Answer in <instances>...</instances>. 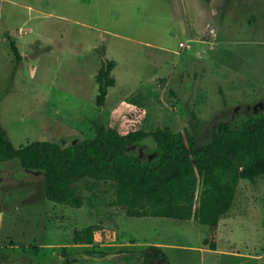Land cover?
Instances as JSON below:
<instances>
[{
	"label": "rangeland",
	"instance_id": "rangeland-1",
	"mask_svg": "<svg viewBox=\"0 0 264 264\" xmlns=\"http://www.w3.org/2000/svg\"><path fill=\"white\" fill-rule=\"evenodd\" d=\"M105 59L116 81L97 105ZM260 111L264 0H0V121L15 145L73 144L95 122L123 133L187 127L203 144L220 120L238 125ZM154 147L149 134L128 152L151 159ZM98 188L95 206L55 203L42 171L0 162V264H141L152 244L170 264H264V175L240 180L216 227L128 216L108 204L107 184ZM90 224L93 243L74 242Z\"/></svg>",
	"mask_w": 264,
	"mask_h": 264
},
{
	"label": "trees",
	"instance_id": "trees-1",
	"mask_svg": "<svg viewBox=\"0 0 264 264\" xmlns=\"http://www.w3.org/2000/svg\"><path fill=\"white\" fill-rule=\"evenodd\" d=\"M16 61L18 46L10 41ZM113 59H105L95 75L97 105H103L108 88L115 84ZM151 135L154 157L143 159L128 147ZM17 159L24 168L40 170L47 199L74 207L99 203L98 184L113 194L108 204L128 216H162L196 219L216 227L233 206L241 179L264 175V111L243 117L238 125L220 120L215 135L200 144L187 127L173 131L157 126L148 132L139 127L125 133L95 122V133L62 146L49 140H28L15 145L0 121V162ZM84 178L86 182L80 184ZM87 191V192H86ZM96 224L75 228L73 241L93 243ZM203 243L216 249V240ZM170 264L158 245L144 249L141 264Z\"/></svg>",
	"mask_w": 264,
	"mask_h": 264
}]
</instances>
